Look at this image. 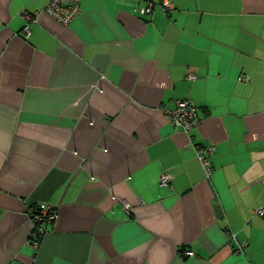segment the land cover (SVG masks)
I'll return each instance as SVG.
<instances>
[{"label": "crops", "instance_id": "0c3cea01", "mask_svg": "<svg viewBox=\"0 0 264 264\" xmlns=\"http://www.w3.org/2000/svg\"><path fill=\"white\" fill-rule=\"evenodd\" d=\"M48 1L0 0V264H264V0Z\"/></svg>", "mask_w": 264, "mask_h": 264}, {"label": "built area", "instance_id": "2783aa9c", "mask_svg": "<svg viewBox=\"0 0 264 264\" xmlns=\"http://www.w3.org/2000/svg\"><path fill=\"white\" fill-rule=\"evenodd\" d=\"M161 8L165 12H169L173 9V5L170 0H161ZM154 8V2L149 1L144 7L140 8V15H147L152 12ZM43 12L56 20L62 26H67L73 20L76 19L80 12V0H49L46 4ZM25 38L30 34L28 26L23 29ZM189 81L195 80V76H187ZM239 82H246L244 77L238 78ZM169 120L173 128L187 136H189L194 128L199 124V119L196 114L194 104L188 100L177 101L173 110L167 112ZM214 151L213 146L209 147H195V155L200 163L205 175L208 177L212 172V167L208 155ZM170 178L166 175L160 177V184H168ZM127 210L128 206H124ZM255 216L264 217V207L257 208L253 211ZM32 220L35 225L34 235L29 240V245L33 248L38 247L42 236L46 233V224L52 223L57 219V212L47 204H39L32 211ZM187 257H193L192 251H186L184 253Z\"/></svg>", "mask_w": 264, "mask_h": 264}]
</instances>
